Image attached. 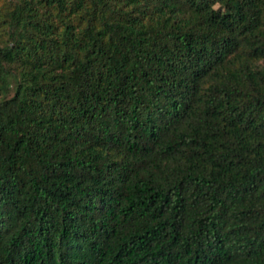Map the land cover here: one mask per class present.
Returning a JSON list of instances; mask_svg holds the SVG:
<instances>
[{
    "label": "trees",
    "instance_id": "16d2710c",
    "mask_svg": "<svg viewBox=\"0 0 264 264\" xmlns=\"http://www.w3.org/2000/svg\"><path fill=\"white\" fill-rule=\"evenodd\" d=\"M0 264H264V0H4Z\"/></svg>",
    "mask_w": 264,
    "mask_h": 264
},
{
    "label": "rangeland",
    "instance_id": "374dc122",
    "mask_svg": "<svg viewBox=\"0 0 264 264\" xmlns=\"http://www.w3.org/2000/svg\"><path fill=\"white\" fill-rule=\"evenodd\" d=\"M4 0H0V6L3 4Z\"/></svg>",
    "mask_w": 264,
    "mask_h": 264
}]
</instances>
